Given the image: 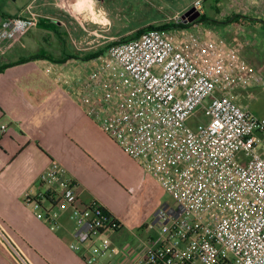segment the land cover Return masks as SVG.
<instances>
[{"label":"built area","instance_id":"2783aa9c","mask_svg":"<svg viewBox=\"0 0 264 264\" xmlns=\"http://www.w3.org/2000/svg\"><path fill=\"white\" fill-rule=\"evenodd\" d=\"M193 7L202 12V1ZM48 19L32 6L7 18L0 52ZM110 42L98 61L118 70L120 86L101 85L92 70L80 84L85 112L173 203L157 209L156 235L120 249L110 235L123 223L99 201L82 204L83 189L54 161L40 179L45 190L31 202L38 219L57 230L43 203L61 199L74 223L70 247L83 250L88 263L121 252V264H264V116L242 109L233 95L259 81L253 69L213 41H177L159 29ZM198 109L204 119L191 126ZM8 130L0 124V139ZM0 244L17 264H28L1 224Z\"/></svg>","mask_w":264,"mask_h":264},{"label":"crops","instance_id":"0c3cea01","mask_svg":"<svg viewBox=\"0 0 264 264\" xmlns=\"http://www.w3.org/2000/svg\"><path fill=\"white\" fill-rule=\"evenodd\" d=\"M196 1L191 0L165 18L147 22L138 16L150 13V9L161 13L165 0H120L119 4L114 0H9V12H0V26L7 18L24 13L28 6L49 17L0 52V67L11 64L0 73V124L9 127L7 135L0 139V224L20 247L28 264H121L123 261L119 252L88 263L83 250H72L70 245L75 235L70 209L55 195L43 207L57 218L60 227L51 230L45 221L38 219L39 210L31 202L45 190L40 179L54 161L83 189L82 204L99 201L123 223L122 229L110 235L120 249L127 243L135 244L136 237L147 239L157 234V210L133 226L132 203L125 208L116 207L112 194L109 197L102 189V183L110 184L117 190L113 193L119 195L120 187L115 181L127 189L129 184L135 186L130 174L135 175L140 186L151 181L162 188L86 114L80 84L98 65L99 57L92 54L109 46L112 38L125 37L150 25L175 22ZM122 17L130 23L123 24ZM50 18L59 22L53 24ZM94 34L102 39L93 37ZM72 39L80 41L86 49L77 52ZM91 39L97 44L91 45ZM40 47L56 54L39 51ZM22 49L26 54L21 53ZM37 53L51 59L20 62ZM75 62H78L76 66ZM0 264H17L1 244Z\"/></svg>","mask_w":264,"mask_h":264},{"label":"rangeland","instance_id":"374dc122","mask_svg":"<svg viewBox=\"0 0 264 264\" xmlns=\"http://www.w3.org/2000/svg\"><path fill=\"white\" fill-rule=\"evenodd\" d=\"M191 0H165L164 11L159 13L155 9H150V13H145L143 16H138L139 19H143V22L148 20H153L157 17H167L170 14H174L177 10L183 8L185 4ZM195 1V0H193ZM203 5L202 16H205L203 22H196L187 27H172L167 31L171 36H173L177 41L186 40L188 38H199L202 40H209L217 43L219 46L227 47L237 53L246 62L247 68L253 69L259 81H253L245 88H237L234 91V99L236 103L244 110L255 114L257 116H264V0H201ZM117 4L120 0L115 1ZM9 0H0V12L6 13L11 9L9 6ZM193 6V5H192ZM205 13V14H204ZM184 14V13H183ZM238 15L233 19L232 22H226L231 16ZM15 17V16H13ZM181 17V16H180ZM118 18V17H117ZM123 19L126 24L130 22ZM177 19L175 22H166L177 24ZM120 25V24H119ZM92 30V27H89ZM166 30V29H165ZM98 34H104L99 32ZM135 33L125 35V39L133 38ZM215 35V36H214ZM95 38L102 39L99 35H92ZM25 37V36H24ZM68 38V36H67ZM69 39V38H68ZM75 41L80 44V41L75 39ZM91 45H96L97 42L93 41ZM83 46V49H86ZM35 48V47H34ZM99 49V48H98ZM104 49V48H102ZM34 50V49H33ZM38 50L49 51L50 54L55 55L53 50H47L46 48H38ZM96 50V49H95ZM98 51V50H96ZM95 51V52H96ZM29 52V51H28ZM27 52V54H29ZM22 54H26L24 49L21 50ZM107 53V51L105 52ZM102 54L100 56L105 55ZM99 56V57H100ZM99 62V61H98ZM75 62L73 63L76 66ZM73 67V65L71 64ZM100 62L97 67L93 70H98L101 73L102 79L100 81L101 85H105L107 88L110 87L114 82L120 86V79L118 78V70L114 67H100ZM72 70H74L72 68ZM70 70V71H72ZM77 70V69H75ZM204 119L203 111L201 109L197 110L195 117L190 119L189 124L191 126H196L199 121ZM131 176V183L135 186L129 184L128 189L124 185L115 183L120 187V194L116 195L113 191H117L110 184L102 183V189L107 192L108 196L110 194L115 199V206L120 207L126 206L128 203H132L133 214L132 221L133 226L137 224L144 218L153 215L156 208L161 204H172L173 200L163 189L154 186L153 182L140 186L138 181H135L136 177L133 174ZM130 188H134L131 190ZM125 202V204H124ZM125 208V207H124ZM42 212V211H40ZM43 214V212H42Z\"/></svg>","mask_w":264,"mask_h":264},{"label":"trees","instance_id":"16d2710c","mask_svg":"<svg viewBox=\"0 0 264 264\" xmlns=\"http://www.w3.org/2000/svg\"><path fill=\"white\" fill-rule=\"evenodd\" d=\"M236 16L238 15H233L231 16L226 22H232L234 18H236ZM205 16H202L200 17V22H203L205 20ZM196 23V22H195ZM189 25H192V24H187V25H184V24H173V23H167V24H164V25H160V26H154V25H150V26H147L139 31H137L134 35L133 38H138L139 36H141L144 32L146 31H149V30H153V29H159V30H164V31H167L169 28H172V27H187ZM166 29V30H165ZM132 38V39H133ZM110 48V45L105 47L104 49H100L96 52H94L92 54V57H99L100 55L104 54L108 49ZM41 58H50L49 56H47L46 54L44 53H37V54H34V55H31L29 59H26V60H23V61H20L22 63L24 62H28V61H31V60H37V59H41ZM89 58V57H88ZM51 59V58H50ZM53 60V59H52ZM9 66H11V64L9 65H3L0 67V73L2 71H4L6 68H8Z\"/></svg>","mask_w":264,"mask_h":264},{"label":"water","instance_id":"95a60500","mask_svg":"<svg viewBox=\"0 0 264 264\" xmlns=\"http://www.w3.org/2000/svg\"><path fill=\"white\" fill-rule=\"evenodd\" d=\"M12 2H16L17 0H11ZM202 12L197 10L195 7L190 8L187 10L181 17H179L176 22L177 24H192L198 21L201 17Z\"/></svg>","mask_w":264,"mask_h":264},{"label":"flooded vegetation","instance_id":"af4514ba","mask_svg":"<svg viewBox=\"0 0 264 264\" xmlns=\"http://www.w3.org/2000/svg\"><path fill=\"white\" fill-rule=\"evenodd\" d=\"M200 20V18L198 19V21Z\"/></svg>","mask_w":264,"mask_h":264}]
</instances>
